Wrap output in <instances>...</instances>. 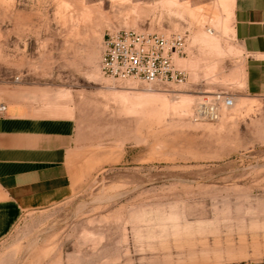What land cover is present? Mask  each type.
I'll list each match as a JSON object with an SVG mask.
<instances>
[{
	"label": "rangeland",
	"instance_id": "374dc122",
	"mask_svg": "<svg viewBox=\"0 0 264 264\" xmlns=\"http://www.w3.org/2000/svg\"><path fill=\"white\" fill-rule=\"evenodd\" d=\"M231 4L0 0V95L71 101L77 141L71 194L23 210L0 264H264V94L245 89ZM120 28L182 33L184 78L103 73ZM214 91L233 103L196 114Z\"/></svg>",
	"mask_w": 264,
	"mask_h": 264
},
{
	"label": "crops",
	"instance_id": "0c3cea01",
	"mask_svg": "<svg viewBox=\"0 0 264 264\" xmlns=\"http://www.w3.org/2000/svg\"><path fill=\"white\" fill-rule=\"evenodd\" d=\"M231 27L244 53L245 89L264 94V0H232ZM36 89V88H33ZM0 238L23 210L71 194L70 159L77 149L76 109L61 97L21 100L0 95Z\"/></svg>",
	"mask_w": 264,
	"mask_h": 264
},
{
	"label": "built area",
	"instance_id": "2783aa9c",
	"mask_svg": "<svg viewBox=\"0 0 264 264\" xmlns=\"http://www.w3.org/2000/svg\"><path fill=\"white\" fill-rule=\"evenodd\" d=\"M185 36L180 32L165 34L158 31H144L120 28L103 35L100 54V68L114 78H139L147 82L174 81L184 78L174 55L182 51ZM233 103L231 95L214 91L199 101L196 114L217 118L221 108ZM6 110V102L0 98V115Z\"/></svg>",
	"mask_w": 264,
	"mask_h": 264
},
{
	"label": "bare ground",
	"instance_id": "6f19581e",
	"mask_svg": "<svg viewBox=\"0 0 264 264\" xmlns=\"http://www.w3.org/2000/svg\"><path fill=\"white\" fill-rule=\"evenodd\" d=\"M68 1V0H67ZM233 101H234V97H233ZM164 105H165V103H164ZM167 105V104H166ZM183 107V106H182Z\"/></svg>",
	"mask_w": 264,
	"mask_h": 264
}]
</instances>
